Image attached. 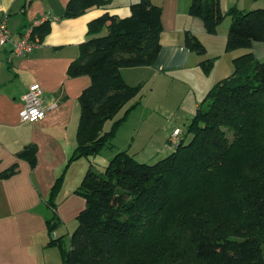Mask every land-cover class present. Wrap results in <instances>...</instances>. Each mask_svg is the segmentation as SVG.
<instances>
[{"label":"trees","instance_id":"trees-1","mask_svg":"<svg viewBox=\"0 0 264 264\" xmlns=\"http://www.w3.org/2000/svg\"><path fill=\"white\" fill-rule=\"evenodd\" d=\"M110 1L68 0L63 17ZM129 8L123 17L105 11L90 20L67 68L70 77L88 75L90 84L78 96L76 147L47 198L53 212L46 220L47 245L57 247L61 264H264V59L250 51L232 59V73L210 87L167 156L147 163L124 149L102 172L91 162L75 189L85 206L69 248L62 235L52 237L60 223L55 199L68 165L111 147L142 101V83H127L121 69L152 65L160 52L161 5L138 0ZM187 13L200 18L209 34L230 17L225 51L264 42V8L224 10L221 0H192ZM35 31L43 38L49 22ZM182 43L206 53L189 30ZM215 59L199 63L205 74ZM108 120L112 124L104 131ZM36 150L28 144L17 155L33 167ZM16 170L12 164L0 177Z\"/></svg>","mask_w":264,"mask_h":264},{"label":"crops","instance_id":"crops-1","mask_svg":"<svg viewBox=\"0 0 264 264\" xmlns=\"http://www.w3.org/2000/svg\"><path fill=\"white\" fill-rule=\"evenodd\" d=\"M136 1L111 0L106 7H90L76 17L66 18L63 12L68 0H0V18L6 19L13 41L31 21L44 15L51 18L49 31L41 38V45L31 53L15 55L12 43L0 51V173L17 164L13 175L0 177V264H61L58 249L47 245L51 235L47 233L46 220L52 215L47 198L55 179L76 147L80 116L78 96L90 84L88 75L70 77L67 68L79 54V44L86 39L90 20L105 11L126 16L130 12V5ZM152 1L162 7L163 29L158 57L149 66L121 69L127 83L143 84L142 92L147 85L155 95L161 93L165 86L169 89L179 81L189 91L192 90V106L196 111L199 98H204L216 81L232 73L234 57L250 51L257 59H264V42L255 41L249 48L224 50L230 17L224 18L216 34H209L200 18L187 13L192 0ZM233 5L244 10L264 8V0H221L224 10ZM185 30L194 33L206 46L204 55H198L184 46ZM213 57H216L214 66L210 73L205 74L199 63ZM32 82L41 86L47 108L42 119L30 123L23 122L20 113L24 105L23 94ZM152 107L165 113L168 110L167 104L159 101L154 102ZM193 115L189 113V117L184 118L191 119ZM166 116L163 115L171 124L161 128V137L165 138L167 156L173 151L167 138L175 127L173 121L176 119L173 118L174 114ZM28 144L37 147V160L33 167L17 155ZM113 149L111 155L107 154L106 161L107 158L111 159L115 150L127 149L134 157L144 153L157 156L159 152V147L155 146L147 149L142 146L130 152L131 147L121 148L113 144ZM91 162L94 168L99 163L96 157L83 156L72 160L67 167L55 199L60 220L54 230L56 237L60 236L58 230L64 223L75 221L76 227V216L84 208L85 200L75 189Z\"/></svg>","mask_w":264,"mask_h":264},{"label":"rangeland","instance_id":"rangeland-1","mask_svg":"<svg viewBox=\"0 0 264 264\" xmlns=\"http://www.w3.org/2000/svg\"><path fill=\"white\" fill-rule=\"evenodd\" d=\"M217 32H218V28H217ZM167 80L171 81V78H168ZM142 93H143L142 105L135 110L137 113H135V115L133 116L132 114L135 111L133 112L132 110L131 113L132 112L133 113L132 114L130 113L131 117H129L130 116L129 114V116L123 122V124L120 125V127L116 132V135L111 141L112 146L102 148L100 152L95 155L96 161L97 162L99 161V163L96 164L94 168L97 172H102L105 169V166L109 162V158H107L108 160L106 161V157H108L107 154L110 153L111 155L114 150L113 144L114 145L116 144L117 147H121V148L131 147L130 152H134L136 148H140L142 146L144 147V149L151 147L153 148L154 146L159 147V152L157 156H150L144 153V154H138L137 157H135L136 159L140 161H145L147 163L148 162L153 163L154 161H156V159H158V157L159 159L160 157L161 158L165 157L166 156L165 153L167 152L168 148L164 145L165 138L161 137V128H165L166 125H170L171 123H168L166 119L163 117V115L166 116V114L167 115L174 114L173 118L176 119L175 121H173L175 127L172 128L171 131L169 132L168 134L169 137L170 133H172V131L175 128L185 130L190 118L188 119L184 117L186 116L189 117V113H191L192 115L195 113V108L192 106L193 105L192 90L189 91L179 81H176L169 89L168 86H165L161 93L157 92L155 95H153L150 92V87L145 85V89ZM202 99L203 98H199V104ZM156 101L167 104L168 107L167 113H165V111L162 109H159L158 111L153 109L152 104ZM122 113L123 110L119 113L120 114L119 116H121ZM158 114L159 116H157ZM111 124H112V120H108L104 124L103 130L104 131L109 130ZM162 133L164 134V131ZM116 151L118 150H115L114 153H116ZM74 226H75V221H73L72 223L70 222L69 224L64 223L61 226V230L60 229L58 230V233H61L59 235H62L64 237L63 238L64 246L66 248H69L70 234L74 231L75 229ZM52 237H56V236H52ZM55 248L57 250V247Z\"/></svg>","mask_w":264,"mask_h":264},{"label":"built area","instance_id":"built-area-1","mask_svg":"<svg viewBox=\"0 0 264 264\" xmlns=\"http://www.w3.org/2000/svg\"><path fill=\"white\" fill-rule=\"evenodd\" d=\"M49 15H44L38 19L31 21L17 37L16 40H11L10 32L7 28L5 18H0V51L6 48L8 43L13 44V53L17 56H24L41 45V37L35 31L37 27L50 21ZM1 65V59H0ZM24 105L21 110V120L23 122H36L42 119L45 115L46 105L44 104L43 90L37 82H32L28 85L27 90L23 94ZM183 135V130L175 128L168 137V142L172 147H175L180 142Z\"/></svg>","mask_w":264,"mask_h":264},{"label":"water","instance_id":"water-1","mask_svg":"<svg viewBox=\"0 0 264 264\" xmlns=\"http://www.w3.org/2000/svg\"><path fill=\"white\" fill-rule=\"evenodd\" d=\"M12 43V42H11ZM8 46V44L6 45V47ZM12 49H13V44H12ZM52 236H54V233L52 234Z\"/></svg>","mask_w":264,"mask_h":264}]
</instances>
